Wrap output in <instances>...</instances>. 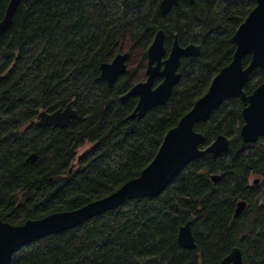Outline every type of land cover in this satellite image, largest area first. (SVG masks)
Listing matches in <instances>:
<instances>
[{"label":"trees","instance_id":"16d2710c","mask_svg":"<svg viewBox=\"0 0 264 264\" xmlns=\"http://www.w3.org/2000/svg\"><path fill=\"white\" fill-rule=\"evenodd\" d=\"M10 1L0 0V22ZM161 1L21 2L0 36V220L19 226L74 211L137 178L168 131L231 63L233 36L257 4L179 0L162 14ZM159 30L168 52L177 37L182 46H200V54L182 58L181 79L166 104L130 119L138 98L121 97L138 83L136 70L129 69V61L127 71L109 85L100 66L122 53L121 43L128 39L131 57L139 49L145 67ZM250 61L247 56L244 67ZM263 83L264 64L244 90L251 94ZM69 103L78 114L67 128L37 125L42 111ZM242 111V101L232 98L195 125L205 136L202 149L225 135L228 150L192 161L159 196L128 200L73 229L29 243L9 264H220L234 247L240 248L244 264H264V137L244 143ZM88 144L93 147L78 155ZM239 200L247 208L235 217ZM189 221L194 249L178 240Z\"/></svg>","mask_w":264,"mask_h":264},{"label":"water","instance_id":"95a60500","mask_svg":"<svg viewBox=\"0 0 264 264\" xmlns=\"http://www.w3.org/2000/svg\"><path fill=\"white\" fill-rule=\"evenodd\" d=\"M24 0H11L3 20L0 22V36L13 23L14 15ZM194 3L195 0H189ZM256 6L246 20L239 26L233 41L236 50L231 63L220 70L212 80L208 91L199 98L193 108L186 113L178 125L165 135L163 143L154 160L140 173L123 184L111 195L91 202L77 210L57 212L38 220H28L19 226L0 220V264H9L14 253L21 247L43 237L73 229L86 220L113 210L128 200L156 197L164 192L170 182L180 174L192 161L206 153L221 154L228 150L230 139L219 135L206 148L201 146L205 136L195 130V125L209 118L211 113L224 102L239 98L243 103L244 124L240 136L244 143H254L264 137V83L255 88L251 94L244 90L249 77L264 64V0H256ZM179 0H162L160 11L167 14ZM200 46L190 44L182 46L176 37L171 50L165 46V33L159 30L153 43L147 50L146 80L135 84L121 100L134 96L138 98L137 105L130 114V119L143 118L153 108L166 104L170 99L181 75L179 67L184 57H195L200 54ZM251 56V61L244 67L243 60ZM131 58L130 52L117 54L111 62L102 63L101 76L113 85L117 78L127 71ZM162 81L156 85V80ZM73 103L53 112L42 111L37 120L39 127L67 128L77 117ZM32 154L29 160L34 161ZM74 166L70 169L72 172ZM214 182L220 176L212 175ZM259 179L254 180L258 184ZM246 208V202L237 204L235 217ZM189 221L179 230L178 240L181 246L194 249L197 244ZM220 264H244L240 248L234 247Z\"/></svg>","mask_w":264,"mask_h":264},{"label":"rangeland","instance_id":"374dc122","mask_svg":"<svg viewBox=\"0 0 264 264\" xmlns=\"http://www.w3.org/2000/svg\"><path fill=\"white\" fill-rule=\"evenodd\" d=\"M121 46H122V53L124 52H129L130 50V44L128 42V39L124 40V42L121 43ZM142 54H141V51L139 49H134L133 51V55L132 57L130 58V64H129V69L130 70H136V76H135V80L136 82H142V81H145L146 80V67H147V62H146V66L145 67H142L141 66V62H142ZM93 147V145L91 144H88L82 148H80L78 151H77V154L80 155L88 150H90L91 148Z\"/></svg>","mask_w":264,"mask_h":264},{"label":"flooded vegetation","instance_id":"af4514ba","mask_svg":"<svg viewBox=\"0 0 264 264\" xmlns=\"http://www.w3.org/2000/svg\"><path fill=\"white\" fill-rule=\"evenodd\" d=\"M146 69H147V67H146ZM139 83V82H138ZM137 84V83H136ZM257 179V178H256ZM255 178H253L252 179V183H254V180H256ZM241 201H245V200H239L238 202H237V204L239 203V202H241ZM246 202V201H245ZM237 204H236V206H237ZM246 208H247V202H246ZM246 208H245V210H246ZM235 210H236V207H235ZM245 210L243 211V212H245ZM234 214H235V212H234Z\"/></svg>","mask_w":264,"mask_h":264}]
</instances>
